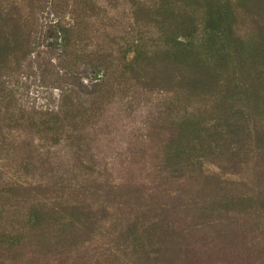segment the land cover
<instances>
[{
    "label": "rangeland",
    "instance_id": "obj_1",
    "mask_svg": "<svg viewBox=\"0 0 264 264\" xmlns=\"http://www.w3.org/2000/svg\"><path fill=\"white\" fill-rule=\"evenodd\" d=\"M178 1L0 0V264H264V0Z\"/></svg>",
    "mask_w": 264,
    "mask_h": 264
},
{
    "label": "trees",
    "instance_id": "obj_2",
    "mask_svg": "<svg viewBox=\"0 0 264 264\" xmlns=\"http://www.w3.org/2000/svg\"><path fill=\"white\" fill-rule=\"evenodd\" d=\"M162 2L163 3H161V5H160V11H159V14L161 13V14H164L165 13V11H172L173 9H174V7H176L177 5V2H179L178 0H162ZM199 5H200V3H199ZM206 6H208V4L207 5H203L202 7H206ZM218 13V12H217ZM211 15H209L210 16V18H211V25H212V22H215V23H218L216 20H214L213 19V17H216L217 15H219V14H216V13H214V12H212V13H210ZM227 15V14H226ZM218 20V19H217ZM222 20V21H221ZM219 22L221 21V22H223V17H222V15L221 16H219V20H218ZM212 31L213 32H215V31H217V29H212ZM177 40V39H176ZM175 40V38H172V39H170V42L169 43H171V46H173L174 48H180V47H186L185 46V44H181V43H177V41ZM107 52L108 51H105L104 52V50H100L99 52H93V53H90V54H87L88 56H86V57H94L95 59H94V65H92V67L93 68H95V70L96 71H99L102 67H106V61H107V59L110 57V54H107ZM125 62V61H124ZM226 69L227 68V64L225 65V66H223V68L222 69ZM105 70V72H106V69H104ZM100 81V80H99ZM3 85V83L1 82V78H0V91H3L2 89H1V86ZM5 100V98H4V96L3 95H1L0 96V115H1V105H2V103H3V101ZM22 113H24V111H22ZM6 114H8V112H6ZM31 117V116H30ZM17 120H20V121H23L24 120V118L23 117H20V118H17L16 119V121ZM12 129H14V127L12 126ZM179 129L180 130H182V131H184V129H185V126L184 125H180L179 126ZM3 135H5V134H3V132L0 130V137L2 136V141H0V143L2 144V147H0V150H2V151H4V150H8V149H10L11 147H12V144L10 143V142H8L9 140L7 139V137H5V136H3ZM7 135V134H6ZM32 144H33V142L32 143H30V146H31V148H32ZM31 151H33L32 149H31ZM174 162V161H173ZM174 165V164H173ZM170 166L171 165H169L167 168H170ZM41 169L43 168V167H40ZM177 174V173H176ZM38 177H40V178H42V176H38ZM35 178V177H34ZM182 177L180 176V175H175L174 176V174L172 175V177H170V178H167V179H172V180H179V179H181ZM34 180V179H33ZM43 180V179H42ZM42 180L40 179V180H38V179H35L34 181H32L31 182V184H29V186L28 187H24L25 189H34L35 190V193L37 194V195H40V196H42V200H38V201H36L35 203H34V205H33V207H32V213H33V217H34V220L37 222V223H40L42 220H47L48 218H46L47 217V215H48V210L50 209L49 207H48V205L47 204H42V203H45L46 201V199H48L46 196H44V193L42 192V191H44V190H47V188L46 187H48L49 186V183L48 184H44V183H42ZM171 180V181H172ZM15 187H17V188H19L20 186H18V185H14ZM58 187H60V186H58ZM158 187V186H157ZM21 188V187H20ZM158 188H160V187H158ZM16 190V189H15ZM63 191H65V189H63V188H58V189H56L54 192L55 193H57L58 195H63ZM148 191L150 192V194H149V197H150V199H152L154 202H155V197H154V191L152 190V188H149L148 189ZM156 192H158V194H162L161 192H163V191H160V190H158V191H156ZM153 197V198H152ZM171 198H173V194H172V192H169V191H166V192H164V195L161 197V198H159L158 199V201H157V203L158 202H160V201H163V200H166V199H168V200H171ZM149 199V202L151 201ZM50 201H51V199H50ZM77 204V206H80L79 204L80 203H76ZM45 215V216H44ZM161 229H163V227L162 228H160L158 231H160ZM179 233V232H178ZM155 234H160V232H157L156 231V233ZM14 243H12V244H9V243H7L6 245H9V247L8 248H5V250H2V249H0V255L1 254H3V253H6L7 252V250H11V249H14V248H16V246L18 247V245H13ZM11 246V247H10ZM0 248H1V246H0ZM2 256V255H1Z\"/></svg>",
    "mask_w": 264,
    "mask_h": 264
}]
</instances>
